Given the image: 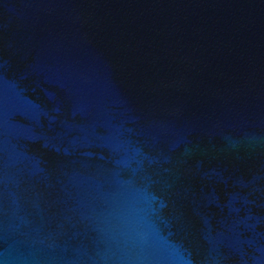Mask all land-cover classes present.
I'll return each instance as SVG.
<instances>
[{
	"label": "water",
	"instance_id": "water-1",
	"mask_svg": "<svg viewBox=\"0 0 264 264\" xmlns=\"http://www.w3.org/2000/svg\"><path fill=\"white\" fill-rule=\"evenodd\" d=\"M0 264H264V0H0Z\"/></svg>",
	"mask_w": 264,
	"mask_h": 264
}]
</instances>
